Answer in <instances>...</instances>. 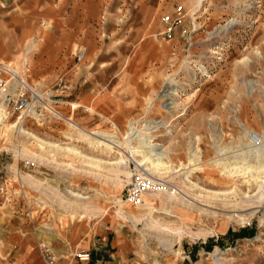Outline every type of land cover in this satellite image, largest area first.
<instances>
[{"label":"rangeland","instance_id":"374dc122","mask_svg":"<svg viewBox=\"0 0 264 264\" xmlns=\"http://www.w3.org/2000/svg\"><path fill=\"white\" fill-rule=\"evenodd\" d=\"M47 2L0 0V63L69 104L88 80L99 94L130 101L124 105L130 110L123 128L95 127L96 119L84 118L94 111L85 115L78 104L74 113L68 104L56 108L76 128L46 111L18 121L44 143L73 147L102 162L99 167L18 129L0 133V264H86L74 256L88 249L92 262L96 238L89 242L85 234L100 230L112 232V264H264V185L259 194L239 177L234 183L241 192L232 193L233 182L205 169L190 176L198 187L167 175L158 178L165 191L131 206L123 198L130 177L104 164L114 156L75 135L79 128L124 141L130 126L154 122V142L178 169L194 138L201 162L239 167L224 154L247 143L243 129L264 134V0ZM81 49L87 55L78 61ZM60 80L72 90L56 91ZM173 91L178 104L166 111ZM42 246L54 262L46 261Z\"/></svg>","mask_w":264,"mask_h":264},{"label":"bare ground","instance_id":"6f19581e","mask_svg":"<svg viewBox=\"0 0 264 264\" xmlns=\"http://www.w3.org/2000/svg\"><path fill=\"white\" fill-rule=\"evenodd\" d=\"M166 96L167 99H165V102H168V104L166 106L163 105L162 108L166 111H171L177 106L178 103H176V98H178L179 95L177 94V92L173 91V93L168 92ZM41 114L33 113L31 115L34 117H39L41 116ZM60 115L62 116L61 117L62 121L71 122L70 123L71 127L76 128V126L72 124L73 122L70 117L64 116L61 113ZM143 123L144 125L143 127L141 126L142 128L140 127L141 129L133 130L132 126H130L127 132L128 137H126L124 141L118 138L114 133L110 135L104 133H98V132L88 133L79 128H77L78 130L77 133L76 131H70V130L68 131L76 133L75 135H78L79 138L85 139V142H87L88 145L94 147L97 150H100L101 153H106L107 155L108 154L113 155L114 161H109L104 164L117 169L120 175L126 177H131V174L125 171L126 170L125 166L128 165L130 161H133L138 166L146 170L151 176H153L155 180L165 185V187L167 184H165L163 180H160L158 178L161 177L164 178L167 175L177 174L184 176L183 182L185 184H189L190 187L192 188L198 186H196L193 182H191L190 180L191 174L198 171H203L205 169H215L224 180L228 181L229 183L233 182L232 184L234 188L232 190V193H236L238 191L241 192V190L237 188L236 183H234L236 182L235 179L239 177H243L244 179H246L247 184H253L257 186L259 194L262 192V186L264 185V160L263 162L250 164L248 163L246 158L247 152H245L246 156L243 154L244 158H242V160L236 159L235 163L239 165L241 164L239 167L232 165L229 167L223 161H221L222 159L211 160L208 161L207 163H203L200 160V151L198 150V147H196L197 146L195 141L196 138H194L195 140H191L188 143L190 147L187 149V162L185 164H181V166L183 167L182 169H178L177 166L169 162L170 159L169 152L166 150V148L161 146V144L159 143H155L154 137L150 134L152 131L156 129L155 126L153 127L151 125L157 123L154 122H143ZM18 124H19L18 121L15 124H9L8 121L6 120H0V133L12 135L14 134L15 130L18 129L17 134L22 136H27L28 138L31 137V139L38 140V142L43 144H47L51 148H54L56 150H61L67 155L74 157L78 161L90 162L95 167H99V164L102 163L100 161L97 162L96 160L94 161L88 159L86 156L81 154L77 149L73 147L62 148L58 145L44 143L43 141L39 140L34 134L23 129L22 126L18 127ZM164 128H166V126ZM243 133H244V138L247 140V143L243 144V146H254L252 142L249 141L250 139L249 136L252 132L247 129H243ZM256 135L261 140V144L259 146H264V134H256ZM132 144H134L135 146H132ZM125 148L128 149L129 154L128 153L126 154V152L124 151ZM258 153L260 158H264V148L261 149ZM182 170H184V172L180 173ZM69 193L71 194V196L75 197L76 200L79 201H82L81 199L85 200V198L79 194H75L71 191H69Z\"/></svg>","mask_w":264,"mask_h":264},{"label":"built area","instance_id":"2783aa9c","mask_svg":"<svg viewBox=\"0 0 264 264\" xmlns=\"http://www.w3.org/2000/svg\"><path fill=\"white\" fill-rule=\"evenodd\" d=\"M163 21L167 24L169 18H164ZM170 33L171 28L168 29L167 34L170 35ZM86 55L87 50L81 49L77 54V60L82 61ZM56 87V91L59 90L61 93L72 90V85L63 80H60ZM60 98L61 96L54 95L53 89L41 85H32L25 74L9 64L0 63V120L9 121L16 117V120L20 121L23 116H30L33 113L41 114L43 111L61 120L62 116L56 108L59 105L69 104V102L68 97L62 98L63 100ZM249 138L254 146H236L231 152L233 155L225 153L224 157L242 160L244 158L243 154L246 156L245 152H247L248 163L263 162L264 158H260L258 153L264 148V146H259L261 140L253 133L250 134ZM128 168L131 177L124 191L125 203L131 206H140L146 196L167 189L165 185L155 180L153 176L135 162H129ZM41 249L47 262L52 263L56 260L53 252L48 247L42 246ZM74 257L79 263H88L91 259L90 253L86 251L76 252Z\"/></svg>","mask_w":264,"mask_h":264},{"label":"crops","instance_id":"0c3cea01","mask_svg":"<svg viewBox=\"0 0 264 264\" xmlns=\"http://www.w3.org/2000/svg\"><path fill=\"white\" fill-rule=\"evenodd\" d=\"M46 2V5H51L50 2H47L49 0H44ZM47 25L52 24V20H48L46 22ZM137 62H133V66L136 65ZM88 80H85V83L87 84ZM85 83H83V88L80 94L76 97L75 103L70 102V110L71 113L75 112V109L78 107L81 109L82 113H85L87 115V112L89 110H93V118H90L88 115L84 118L89 119V122L92 119H96V121L93 123L95 127H107L109 128V125L112 123L114 125H118L122 127L124 123L126 122V118L129 115L130 106H124L125 103H130V101H124L121 102L117 98L110 97L107 95H101L98 91L93 87L94 85L86 86ZM74 104L72 107L71 105ZM78 104V105H77ZM128 112V113H127ZM132 114V112H130ZM70 117V116H69ZM72 119V118H71ZM123 128V127H122ZM163 146V145H161ZM170 148V146H167ZM79 234V233H76ZM86 239L92 236L93 238H96L95 243L93 244L92 248V255L93 260L91 262V259L86 264H112V253H111V247L109 246V237L112 235V232H105L100 230L99 232H86L85 234ZM73 236V234L71 235ZM77 236V235H76ZM73 240H76V237ZM98 238V239H97ZM118 239V238H117ZM117 244L120 246L119 241H117ZM89 252L88 250H82ZM91 255V253H90ZM79 263V262H76Z\"/></svg>","mask_w":264,"mask_h":264}]
</instances>
